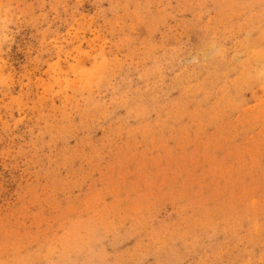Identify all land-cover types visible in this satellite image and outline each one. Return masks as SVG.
Returning <instances> with one entry per match:
<instances>
[{
    "label": "rangeland",
    "instance_id": "374dc122",
    "mask_svg": "<svg viewBox=\"0 0 264 264\" xmlns=\"http://www.w3.org/2000/svg\"><path fill=\"white\" fill-rule=\"evenodd\" d=\"M0 264H264V0H0Z\"/></svg>",
    "mask_w": 264,
    "mask_h": 264
}]
</instances>
